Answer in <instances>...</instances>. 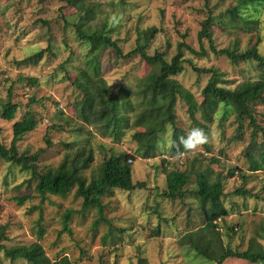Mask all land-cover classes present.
Returning <instances> with one entry per match:
<instances>
[{
  "label": "rangeland",
  "instance_id": "1",
  "mask_svg": "<svg viewBox=\"0 0 264 264\" xmlns=\"http://www.w3.org/2000/svg\"><path fill=\"white\" fill-rule=\"evenodd\" d=\"M100 1L104 9L103 17L108 19V26L113 29L112 36L118 39L126 53L136 44L137 30L149 26L160 29L149 53L166 52V57L171 59L177 53L180 41L201 50L199 31L202 23L209 16H214L216 26L213 36L218 49L236 45L246 49L258 44L264 54V6L259 12L258 23L251 24L253 29L249 30L242 24H238L239 28L230 27L228 9L236 4L234 0ZM65 17L74 21L76 10L64 6L59 0H0V111L10 91L12 101L20 104L13 120L0 119V143L10 147L14 122L31 108L41 120L34 131L25 134L18 142L19 153L29 157L37 155V164L42 169L60 165L66 156L67 143L86 145L94 152V160L84 170V175L90 179L105 158L112 153L135 154L137 144L132 140L131 133L115 143L93 132L92 128L91 135L79 130L82 123L73 107L78 92L68 78H75L88 48L77 39L73 29L65 30ZM50 41L53 53L45 52L38 65L19 64L20 60L49 46ZM206 46L209 49L207 42ZM185 58L197 67L224 72L226 79L233 80L232 86L244 79L260 76L256 64L244 62L234 65L225 55H217L210 50L206 57L186 51ZM102 62L105 78L113 85L123 83L133 86L150 69L139 56L117 60L109 49L102 52ZM63 63L66 64L61 67ZM184 67V72L177 79L201 101V92L210 73L194 70L189 61L184 63ZM22 76L37 77L39 84L32 86L27 80H21ZM31 96L41 99L43 104L34 103L28 107ZM258 110L259 121L264 124V107ZM177 113V124L187 133L193 128H201L190 120L185 105L179 104ZM197 116L201 118L199 114ZM236 132L235 115L224 122L216 118L208 125L206 133L209 142L193 152L191 158L197 156L200 159L194 165L195 170L200 166L205 168L210 156L220 159L213 166L214 172L225 170L224 174L228 176L232 168L241 169L235 177L226 178L225 204L230 209L234 203L235 209L220 224L225 244L244 251L254 240L264 246V169L257 173L248 169L245 150L251 141L252 128L245 123L241 140L236 139ZM164 140L162 147L167 149L171 145L169 133L164 135ZM167 156L132 160L134 182L145 181L147 186L131 192L116 189L114 196L105 199L107 220L114 228L127 229L124 232L115 229L111 233L106 221L102 220L96 226L99 215L95 208L83 212L82 199L75 195V189L67 197L49 195L43 201L36 192V180L27 181L31 172L0 156V223L8 225L9 239L6 244L40 241L52 260L66 256L72 264H129L136 262L139 255L147 257L150 264H215L179 243L185 231L202 225L203 216L194 198L182 201L163 195L167 181L161 164L163 158H169ZM169 160V166H173L174 159ZM190 164L191 161L188 163L186 160L183 169H189ZM242 173L251 175L247 182L242 179ZM195 179L196 174L189 185L192 189L196 188ZM242 186L260 197L245 199L232 195ZM21 200H24L23 204L19 203ZM156 208L158 212L154 211ZM67 214L70 217L67 218ZM159 224L161 233L153 236L152 229ZM229 225H235L236 233H231V236L226 231ZM41 228L44 231L42 239L39 238ZM112 233L114 237L109 235ZM0 264L27 263L23 260L13 262L0 251ZM224 264L260 263L228 258Z\"/></svg>",
  "mask_w": 264,
  "mask_h": 264
},
{
  "label": "trees",
  "instance_id": "2",
  "mask_svg": "<svg viewBox=\"0 0 264 264\" xmlns=\"http://www.w3.org/2000/svg\"><path fill=\"white\" fill-rule=\"evenodd\" d=\"M59 1L64 6L74 8L77 14L74 21L65 17V30L73 29L77 39L88 48L83 64L77 68L75 78H68L78 92L73 107L82 123L79 130L91 135L90 128H92L93 132L110 138L115 143L121 142L128 133H131L132 140L137 144L136 153L125 152L119 155L112 153L88 179L84 175V170L94 160L93 149L73 142L66 144V156L58 167L40 169L37 155L29 157L20 154L18 150V142L25 134L34 131L41 120L38 114L29 108L24 116L13 124L14 136L10 147L0 143V156L31 172V178L27 181L36 180L35 189L43 201L48 199L49 195L67 197L75 189V195L82 199L83 212L95 208L99 215L96 226L98 227L102 220L106 221L110 225L111 233L115 229L118 232L127 229L114 228L111 221L107 220L105 199L114 196L116 189L131 192L147 186L145 181L134 182L132 160L168 155L169 158H163L161 164L162 173L165 174L167 181L163 195L172 200L182 201L194 198L203 216L201 226L187 230L181 235L180 245L187 246L197 256L215 264H224L228 258H240L264 264V246L261 242L251 241L249 247L241 251L226 245L221 232L220 221L225 222L226 217L235 209L234 203L230 209L225 204V181L227 177H235L241 169L232 168L228 176L224 174L225 170L214 172L213 166L219 163L220 159L210 156L209 164L205 168L200 166L195 170L194 165L200 159L197 156L191 158L193 152L185 151L182 145H179V138L186 137L189 132L187 133L177 124L179 104L186 106L190 120L206 132L208 125L216 118L224 122L235 115L236 139H243L246 122L252 128L251 141L245 150L249 171L257 173L264 169V124L258 118V108L264 107V54L260 52L258 44L246 49H241L239 45L218 49L213 36V29L216 26L215 17L209 16L203 21L199 31L201 50H197L185 41H180L178 51L171 59L166 57V52L149 53L153 40L160 32L157 26H149L137 30L136 44L126 53L118 39L112 36L113 29L108 26V19L103 17L104 9L100 0ZM234 1L236 4L228 9L230 27L239 28L238 24H242L249 30L253 29L251 24L258 23L264 0ZM48 45L20 60L19 64L38 65L45 52L53 53L52 41ZM108 49L115 54L117 60L139 56L149 66L148 73L138 79L133 86L123 83L110 84L105 78L102 62V52ZM209 50L217 55H225L234 65L244 62L256 64L260 76L244 79L232 86L233 80L226 79L224 72L214 68L197 67L191 60L185 58L186 51L206 57ZM186 61L191 63L194 70L210 73V78L201 92V101L177 79V76L184 72ZM65 64L63 63L61 67ZM21 80H27L32 86L39 84V79L33 76H22ZM41 101L31 96L28 107L34 103L43 104ZM19 108L20 104L12 101L10 91L0 111V119L13 120ZM198 114L201 118L197 116ZM55 126L61 128L60 125ZM167 133L170 135L171 145L166 149L162 146L165 144L164 135ZM86 143L90 141L86 140ZM207 149L209 151L208 146ZM170 158L174 159L171 167ZM186 160L188 163L191 161L189 169H183ZM195 174L196 188L192 189L189 185ZM241 177L247 182L251 175L242 173ZM232 195L242 196L245 199L260 197L244 186L236 189ZM19 203L23 204L24 200ZM154 211L158 212V208ZM66 216L68 218L70 214ZM226 227L228 235L236 233L235 225ZM160 233L159 224L152 229V235L158 236ZM109 235L114 237L113 233ZM43 237L44 231L41 228L39 238ZM8 239V225L0 223V251L5 258L13 262L23 260L27 264H72L66 256L52 260L40 241L10 246L6 244ZM129 264H150V262L147 257L139 255L136 262L132 261Z\"/></svg>",
  "mask_w": 264,
  "mask_h": 264
},
{
  "label": "clouds",
  "instance_id": "3",
  "mask_svg": "<svg viewBox=\"0 0 264 264\" xmlns=\"http://www.w3.org/2000/svg\"><path fill=\"white\" fill-rule=\"evenodd\" d=\"M208 142L209 135L201 128H193L186 137L179 138V145H182L183 149L188 152H195Z\"/></svg>",
  "mask_w": 264,
  "mask_h": 264
}]
</instances>
